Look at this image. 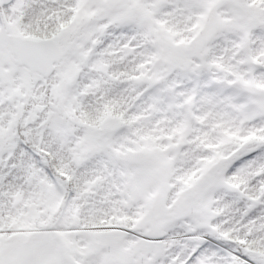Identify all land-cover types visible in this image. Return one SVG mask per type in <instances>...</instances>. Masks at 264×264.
<instances>
[{"label": "snow or ice", "instance_id": "1", "mask_svg": "<svg viewBox=\"0 0 264 264\" xmlns=\"http://www.w3.org/2000/svg\"><path fill=\"white\" fill-rule=\"evenodd\" d=\"M0 264H264V0H0Z\"/></svg>", "mask_w": 264, "mask_h": 264}]
</instances>
